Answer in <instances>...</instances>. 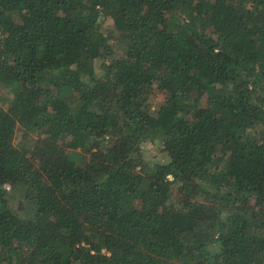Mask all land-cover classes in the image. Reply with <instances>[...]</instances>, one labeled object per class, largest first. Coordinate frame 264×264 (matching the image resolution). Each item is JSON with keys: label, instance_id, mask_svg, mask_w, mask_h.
<instances>
[{"label": "trees", "instance_id": "obj_1", "mask_svg": "<svg viewBox=\"0 0 264 264\" xmlns=\"http://www.w3.org/2000/svg\"><path fill=\"white\" fill-rule=\"evenodd\" d=\"M0 90V264H264V0H0Z\"/></svg>", "mask_w": 264, "mask_h": 264}, {"label": "rangeland", "instance_id": "obj_2", "mask_svg": "<svg viewBox=\"0 0 264 264\" xmlns=\"http://www.w3.org/2000/svg\"><path fill=\"white\" fill-rule=\"evenodd\" d=\"M102 29L104 30H110L112 28L111 22L108 21H103L102 23ZM3 95V91L0 90V98ZM165 97V93L163 91H160L159 89H156L155 91H153V95H151L150 97V102L152 104V106H154L157 102H160L164 99ZM156 143L154 141L151 140H147L144 144V152L147 156H149L152 151H154L156 149Z\"/></svg>", "mask_w": 264, "mask_h": 264}]
</instances>
